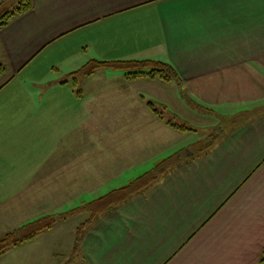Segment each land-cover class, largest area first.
I'll use <instances>...</instances> for the list:
<instances>
[{
    "label": "crops",
    "instance_id": "crops-1",
    "mask_svg": "<svg viewBox=\"0 0 264 264\" xmlns=\"http://www.w3.org/2000/svg\"><path fill=\"white\" fill-rule=\"evenodd\" d=\"M78 38L85 44L76 51L69 45ZM77 55L87 59L80 68L91 60L160 61L176 77L127 80L123 70L101 69L118 86L111 102L135 100L140 112L119 111L127 127L117 135L130 143L141 135L143 145L138 159L126 152L122 162L166 170L93 218L84 209L74 212L84 230L70 239L69 253L72 247L82 264H261L264 0H33L30 12L0 29V62L7 68L0 82V231H12L18 217H27L23 225L50 215L57 203L51 180L60 194L73 184L65 179L74 161L95 164L92 153L76 149L50 157L43 127L59 104L49 94L66 87L60 73ZM41 58L49 62L40 65ZM139 82L170 114L183 113L192 129L175 130L153 115L137 98ZM81 92L82 101L97 97L95 90ZM92 112L86 120L97 119ZM197 124L206 136L178 146V136L197 131Z\"/></svg>",
    "mask_w": 264,
    "mask_h": 264
},
{
    "label": "rangeland",
    "instance_id": "rangeland-1",
    "mask_svg": "<svg viewBox=\"0 0 264 264\" xmlns=\"http://www.w3.org/2000/svg\"><path fill=\"white\" fill-rule=\"evenodd\" d=\"M84 44L83 39L78 38L69 47L78 51L82 49L81 45ZM60 49L69 50L66 48ZM49 56L54 60L55 54H49ZM77 56L72 63H67L62 68V74L60 73V80L67 81L66 87L49 94L51 103L53 102L52 99L58 97L59 104L56 102L52 104L50 108L51 117L43 121V127L48 129L50 133V157L60 158L61 156L63 158L66 149L68 153L70 149L71 151L76 149L79 154L85 151L88 154L92 153L93 155L91 157H95V164L91 162V158L88 159L89 161L83 160L84 162L74 161L76 165L70 168L68 172L69 179H65L66 181L68 180L67 182L73 180V184L67 183L65 190L60 194L56 193L55 183L51 180L48 185L50 195L57 198V203L50 205L48 210L50 215L66 213L78 206H84V204L99 199L110 190L123 186L127 187L129 186L127 184L130 182L135 183L134 179H145V174L150 171H155L151 167L140 166V163L124 164L122 162V159L127 160L126 152L131 157L138 159V152L143 148L142 143H139V140L142 138L141 135H139V138L135 137L131 143L125 141L128 137L117 135L118 130L127 127L126 115L121 114L123 112H119L120 109L124 108L122 111L128 109V111L131 110L130 112L137 111L138 104L135 103V100L129 101L128 105H122L120 102L112 103L110 94L115 96L118 90V86L116 87L115 84H111L113 82L110 80L113 76L101 69L91 78L78 75L77 71L81 67L78 63L87 61V59L83 56ZM47 62H49L47 59L41 58L39 64L46 65ZM41 74L42 72H39L36 75L39 76ZM86 82L87 84H85ZM139 83L137 84L138 87L135 86L134 89L137 94L140 91L143 92V94L141 93L137 97L141 102L145 101V104L147 102L154 103L156 108L163 113L164 118H167L166 120H171L178 125H185L188 129H192L190 124L194 123L191 121H188L189 123L187 121L185 122V119H182L185 118L183 113H178L180 118L175 114H170L169 111L163 108V105V107L161 106L159 100L155 98L156 94L153 93V90L146 91L144 90L145 86L141 82ZM88 90H95L97 97L93 98L92 101L90 99L88 101H82L80 98H77L80 92L86 95ZM147 90L150 89L148 88ZM132 95H135V93H132ZM152 95L155 97H152ZM86 96L84 97L86 98ZM90 107L95 112L97 118L95 120L85 119ZM93 112L92 116H94ZM137 112L140 115V112ZM88 115L91 117L89 113ZM136 122L137 124H142L144 121L140 118L139 120L136 119ZM197 127L199 129L193 133H189V136L179 135L178 146H181L179 142L185 138H188L187 142L189 140L196 141L203 139L206 136V128L204 125L199 124H197ZM78 137H81V139H77ZM107 140H110V143ZM132 145L133 147H131ZM167 146L168 149L171 145L169 144ZM88 147L91 149V152L88 150ZM165 170L163 168L162 172ZM94 182L98 185L96 186ZM82 212L88 214L89 211L83 210ZM22 218L18 217L12 221L13 225L16 224V227L12 228L13 230L27 221V217ZM33 218L35 220L36 216ZM65 219L67 221L63 224L58 217V221L53 230L44 232V234L37 236L30 243L8 250L0 256V264H82V258L74 254L72 247L69 253L68 248L70 239L72 237L74 238L79 231H83L84 225L81 224V218L76 214H67ZM6 233L0 231V239ZM75 240H77V237H75Z\"/></svg>",
    "mask_w": 264,
    "mask_h": 264
},
{
    "label": "trees",
    "instance_id": "trees-1",
    "mask_svg": "<svg viewBox=\"0 0 264 264\" xmlns=\"http://www.w3.org/2000/svg\"><path fill=\"white\" fill-rule=\"evenodd\" d=\"M33 9V0H17L13 5H4L0 3V29L6 27L14 18L23 16L24 14L30 12ZM114 69L123 70L126 72L125 77L127 80L136 79H151L159 80L163 82H169L176 77L174 69L168 63L154 61L149 59L144 60H131V61H96L91 60L86 63L77 74L80 76H92L99 69ZM7 74L6 65L0 62V82ZM147 108L155 115L158 119L163 120V113L156 108L154 103L147 102ZM163 107V106H162ZM164 108V107H163ZM165 124L178 131H187V126L178 125L171 120H166ZM163 168L156 167L155 171L148 172L143 177L145 179H136L133 183L131 182L129 186L115 191L112 194L101 197L90 203L84 204V206L77 209H73L70 212L63 215H48L37 218L30 222H27L20 227L7 232L3 238L0 239V256L5 254L8 250L16 248L22 244L31 242L39 234L45 231L53 229L60 219H65L67 214H73L79 210H87L91 214V218L96 216L98 213H103L107 211L112 206L120 203L125 196L130 195L138 190L139 187L147 184L151 179H155L161 172ZM264 264V259L261 261Z\"/></svg>",
    "mask_w": 264,
    "mask_h": 264
}]
</instances>
